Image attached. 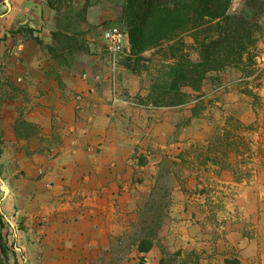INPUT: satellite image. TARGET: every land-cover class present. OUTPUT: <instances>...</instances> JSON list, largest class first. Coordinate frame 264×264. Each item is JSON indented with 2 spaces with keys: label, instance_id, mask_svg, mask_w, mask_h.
I'll use <instances>...</instances> for the list:
<instances>
[{
  "label": "rangeland",
  "instance_id": "374dc122",
  "mask_svg": "<svg viewBox=\"0 0 264 264\" xmlns=\"http://www.w3.org/2000/svg\"><path fill=\"white\" fill-rule=\"evenodd\" d=\"M9 1L0 264H264V8L232 0L251 26L242 62L185 83L217 30L140 52L125 0H24L12 18Z\"/></svg>",
  "mask_w": 264,
  "mask_h": 264
},
{
  "label": "trees",
  "instance_id": "16d2710c",
  "mask_svg": "<svg viewBox=\"0 0 264 264\" xmlns=\"http://www.w3.org/2000/svg\"><path fill=\"white\" fill-rule=\"evenodd\" d=\"M248 6L261 10L264 0H246ZM232 0H125L124 20L130 26V38L140 52L172 38L180 31L192 29L200 32L217 30L216 37H207L201 47V61L182 67L176 73L179 81H203L209 73L240 64L246 52L245 40L251 32L250 24L229 16ZM216 22V27L213 23ZM2 224V223H0ZM0 241V248L8 253ZM151 249L142 244L143 253ZM0 256L2 253L0 251ZM226 264H238L228 261Z\"/></svg>",
  "mask_w": 264,
  "mask_h": 264
},
{
  "label": "built area",
  "instance_id": "2783aa9c",
  "mask_svg": "<svg viewBox=\"0 0 264 264\" xmlns=\"http://www.w3.org/2000/svg\"><path fill=\"white\" fill-rule=\"evenodd\" d=\"M103 37L108 43L111 52L124 53L129 47V38L120 28L112 27L103 32Z\"/></svg>",
  "mask_w": 264,
  "mask_h": 264
},
{
  "label": "crops",
  "instance_id": "0c3cea01",
  "mask_svg": "<svg viewBox=\"0 0 264 264\" xmlns=\"http://www.w3.org/2000/svg\"><path fill=\"white\" fill-rule=\"evenodd\" d=\"M4 1H7V0H4ZM22 1H24V0H10L9 1L10 2L9 5H6V6L3 5V8L4 9L8 7V9L10 11H12V10L14 11V12H9L10 13V16L9 17L10 18H12V17H18L19 15L21 16L20 6L22 4ZM40 10H41V12H43V9L42 8Z\"/></svg>",
  "mask_w": 264,
  "mask_h": 264
}]
</instances>
